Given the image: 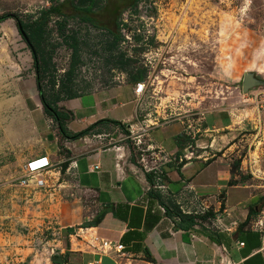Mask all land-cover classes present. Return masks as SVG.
I'll return each instance as SVG.
<instances>
[{
  "label": "rangeland",
  "instance_id": "1",
  "mask_svg": "<svg viewBox=\"0 0 264 264\" xmlns=\"http://www.w3.org/2000/svg\"><path fill=\"white\" fill-rule=\"evenodd\" d=\"M111 1L98 0L92 24L71 17V3L76 0H0V16L8 15L0 22V105H10L11 118L7 134L0 127V144L9 150L19 138L28 148L34 131L26 121L35 114L55 130L39 101V85L53 105L68 89L78 98L117 84L135 85L133 78L141 76L146 86L135 128L129 127L126 134L119 127L101 124L88 137L100 134L97 140L108 143L121 133L138 166L154 162L160 168L172 165L175 157L145 144V137L136 146L130 131L139 135L145 126L181 124L184 154L179 163L201 155L206 163L228 165L231 183L246 184L256 198L248 206V210L256 206V216L245 224L264 231V0H138L122 11L109 6ZM50 6L67 17L49 19L41 45L49 70L37 85L31 49L10 16L28 23ZM63 19L61 31L57 22ZM115 34L121 39L106 49ZM69 36L77 39L73 61V50L65 41ZM72 62V74L67 76ZM248 72L262 84L243 92L242 78ZM13 116L25 119L20 128ZM150 135L160 139L158 131ZM161 180L165 182L164 171ZM43 189L53 187L47 183ZM39 191L17 182L0 186V264H54L53 258H65L61 245L57 246L60 235L49 228L48 212L34 198ZM68 197L74 199L72 194ZM76 197L94 217V204ZM209 204H200L206 213L197 208V222L203 227L210 222Z\"/></svg>",
  "mask_w": 264,
  "mask_h": 264
},
{
  "label": "crops",
  "instance_id": "2",
  "mask_svg": "<svg viewBox=\"0 0 264 264\" xmlns=\"http://www.w3.org/2000/svg\"><path fill=\"white\" fill-rule=\"evenodd\" d=\"M133 90L134 85L122 83L61 101L59 107L71 113L64 126L71 133L102 119L118 121L126 130L136 126L133 122L143 103ZM0 106V127L6 133L10 105ZM13 118L20 128L23 117ZM212 122L215 124L214 118ZM26 123L34 131L28 148H23L25 140L19 138L9 150L0 144V186L18 183L30 160L49 158L55 167L47 182L53 189H40L34 198L40 200L38 207L48 212L49 228L60 235L57 246L64 251L63 264H245L249 258V264H264V231L245 224L255 215L248 218V206L255 196L246 184L231 183L228 165L206 163L201 155L179 163L184 154L181 124L145 126L139 135L129 129L132 139L145 137V144L175 157L172 165L160 167L165 190L159 191L153 189V174L150 184L146 177L149 172L135 163L121 133L114 134L108 143L97 140L100 134L94 139L85 135L62 140L61 151L55 124V130H49L39 114ZM26 126H22L24 130ZM153 131L159 132L158 141L151 137ZM149 190L158 192L160 198L149 195ZM68 194L73 195L72 201ZM76 196L94 204L96 214L91 221L106 211L95 226L83 225L92 218ZM202 202L210 203L208 226L195 224L181 229L176 217L165 214L166 206L174 205L183 214L198 216ZM204 209L201 206L200 212L206 213ZM69 228L74 229L69 232ZM92 237L119 243L123 250L120 254L94 250Z\"/></svg>",
  "mask_w": 264,
  "mask_h": 264
},
{
  "label": "trees",
  "instance_id": "3",
  "mask_svg": "<svg viewBox=\"0 0 264 264\" xmlns=\"http://www.w3.org/2000/svg\"><path fill=\"white\" fill-rule=\"evenodd\" d=\"M137 1L138 0H112L111 2H109V6L116 7L117 10L119 9L120 11H122V10H125L126 8H128L130 6H135L137 4ZM98 3H99L98 0H76V2H72L71 5L73 8L74 14L71 17H74V18L76 17L83 22H89V23L94 24L95 20L93 19L92 14L95 12V9L98 8ZM106 7H108V5H106ZM52 15L63 17V18L67 17L63 13H61L59 8H56V6H50L49 8H47L45 10H41L40 13L38 14V17L31 20L28 23H24L17 16H10L16 20L17 25L19 24L21 26V29L25 34L24 37H26V39L28 41V46L30 47L31 52L33 53L32 55H33L34 66H35V71H36L35 75H36L37 85L39 83V79H40L41 75L49 70L48 61L44 58L43 48L41 47V45H42V42L44 41V36L48 33V28H47L48 22H49V19ZM7 17H8V15L0 16V22L3 21L4 19H6ZM65 24H66L65 19L61 20V22H57V25L59 26V29L61 31L64 30ZM21 37L23 38L24 41H26L23 36H21ZM120 39H121L120 34L113 35V41H112V43L106 45V49H109L110 47L116 46L117 41H119ZM65 41L68 42L69 47L72 48V50H73V53H72V61H73L74 57H75V53L77 51L76 50L77 39L74 36H71V37L69 36V37L65 38ZM124 62L125 61H122V63H124ZM73 65H74V62H72L71 68L66 73L67 76H70L72 74ZM140 78H141V76H139L137 78H133L134 84L136 82L141 81ZM67 79H69V77ZM37 91H38L39 101L43 106L44 112L53 120V122L56 125V131L59 135L58 144H59L61 151H62V146H61L62 140H75V139H78L80 137H83V136L89 134L97 126H99L101 124L114 125V126L121 128V130H123L126 134L129 133L125 129L124 124H122L118 121L108 120V119L99 120L96 123L90 125L86 129H84L78 133H71L64 126V123L71 118V113L66 111V110H62L61 108H59L56 105V102L60 101V99H65V100L73 99V98H75V94L73 92H71L70 89L62 91L64 93L63 96H61V98H59V96H57L53 105H52L47 101V99L44 95V92H43L42 88L40 87V85L37 86ZM64 167H65V164L62 166V170L64 169ZM146 177H147V181L150 184H152L153 183L152 173H147ZM149 195L160 198L159 193L157 192V193L153 194L152 190H149ZM105 212L106 211L102 210L99 213V216L96 217L95 221L98 222L99 218ZM256 213H257L256 208L251 207L249 209L248 218L250 217V215H253ZM165 214L168 217H173V216L176 217L177 218V225L181 229H188V228L192 227L193 225L198 224L197 217H199V215L198 216H191V215L183 214L181 212V210L177 206H174V205H170L169 207L166 206ZM207 214L210 215L209 212ZM256 255H258V254H256ZM256 255H254V256H256ZM254 256H252V258ZM250 259L251 258L247 259L245 261V264H249ZM261 264H262V262H261Z\"/></svg>",
  "mask_w": 264,
  "mask_h": 264
},
{
  "label": "built area",
  "instance_id": "4",
  "mask_svg": "<svg viewBox=\"0 0 264 264\" xmlns=\"http://www.w3.org/2000/svg\"><path fill=\"white\" fill-rule=\"evenodd\" d=\"M145 86L146 85L143 81L136 82L133 90L134 94L140 98L145 90ZM134 143L136 146L139 145V138H136ZM54 167L55 166L46 156H39L30 160L25 165V172L18 182L19 186L32 187L34 189L45 188L47 186L48 179L51 177ZM142 167L145 169L146 172L153 174L155 181L153 189L159 191L165 190L164 183L161 180V175L163 174L161 168H158L157 164H155L154 162H152L151 166H148V163L144 162V165ZM239 245L242 246L243 243H239ZM91 246L94 250H106L114 254H120L123 250V246L121 244L114 243L109 240H103L97 237L91 238Z\"/></svg>",
  "mask_w": 264,
  "mask_h": 264
},
{
  "label": "water",
  "instance_id": "5",
  "mask_svg": "<svg viewBox=\"0 0 264 264\" xmlns=\"http://www.w3.org/2000/svg\"><path fill=\"white\" fill-rule=\"evenodd\" d=\"M18 28H19L18 32L21 34V36L24 37L25 34L22 31L21 26L19 24H18ZM24 38L26 40L25 42L28 45V41H27L26 37H24ZM261 84H262V81L257 79L254 76V73H251V72L245 73L243 78H242V91L243 92H247L251 88H253L255 86H259ZM83 225L84 226H95L96 222L95 221L84 222ZM72 231H73V228H69V232H72ZM52 261H53L54 264H63V259L61 257L53 258Z\"/></svg>",
  "mask_w": 264,
  "mask_h": 264
}]
</instances>
